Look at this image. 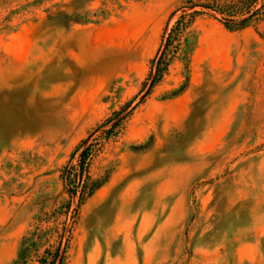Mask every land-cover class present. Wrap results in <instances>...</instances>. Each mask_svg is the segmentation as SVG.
I'll list each match as a JSON object with an SVG mask.
<instances>
[{"label": "rangeland", "instance_id": "rangeland-1", "mask_svg": "<svg viewBox=\"0 0 264 264\" xmlns=\"http://www.w3.org/2000/svg\"><path fill=\"white\" fill-rule=\"evenodd\" d=\"M186 1L115 0L67 27L72 0H0V264L39 218L65 223V264H264V19L198 16L188 87L170 97L176 60L146 95ZM87 147L100 187L79 204Z\"/></svg>", "mask_w": 264, "mask_h": 264}, {"label": "trees", "instance_id": "trees-1", "mask_svg": "<svg viewBox=\"0 0 264 264\" xmlns=\"http://www.w3.org/2000/svg\"><path fill=\"white\" fill-rule=\"evenodd\" d=\"M94 0H72L71 11L61 12L59 15L64 20L65 26L74 24H100L111 17L115 5L121 8L115 0H101L100 7L91 9L90 4ZM258 5V7H256ZM198 9V10H197ZM181 14L174 21L168 33H164L161 43L150 60V71L142 84L143 90L147 87L146 95L150 94L155 86L160 84L168 75L170 66L176 60L183 64L186 72L184 83L170 92V97L181 95L189 83L188 66L190 57L196 49L198 34L193 30V25L198 16L210 12L229 31L243 30L257 24L264 19V0H187L181 7ZM187 10H191L187 12ZM176 13L173 12V15ZM80 147L77 148L76 152ZM90 148L83 149L79 154V169L69 173L68 179L75 185L76 180L81 182L79 186V204L90 198L100 187L97 181H91L86 176L84 179V166L88 158ZM72 176V177H71ZM76 194V188L71 191ZM64 215L70 209V202L63 206ZM60 213V214H61ZM39 224L23 234L19 241L16 260L14 264H65L69 250V237L65 238V223H58L51 218L38 219ZM42 223H52V226L42 228ZM60 225V227H59Z\"/></svg>", "mask_w": 264, "mask_h": 264}]
</instances>
